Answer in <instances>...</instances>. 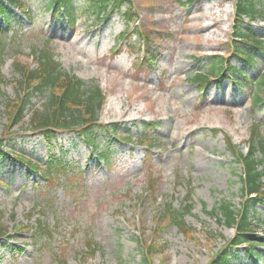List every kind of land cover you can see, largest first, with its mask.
Listing matches in <instances>:
<instances>
[{"label":"rangeland","instance_id":"374dc122","mask_svg":"<svg viewBox=\"0 0 264 264\" xmlns=\"http://www.w3.org/2000/svg\"><path fill=\"white\" fill-rule=\"evenodd\" d=\"M23 1L30 17L15 8L10 22L0 14V136L6 138L0 150V224L10 234L0 239V264H60L61 259L142 264L140 242L153 239L163 250L154 253L151 264H210L235 230L206 211L223 198L242 204V163L225 137L244 154L254 122L264 137V105L254 109L250 101L254 81L264 73V52H253L250 64L233 55L230 64L237 70L213 80L204 93L189 79L207 70L208 56L227 59L238 26L234 2L128 0L133 24L124 17L126 6L98 21L81 11L88 0H73L79 16L71 25L47 8L49 0ZM209 11L219 27L203 31L200 26L211 20L202 15ZM241 23L264 39V21ZM130 26L136 32L128 35ZM46 45L65 71L106 94L98 123L108 127L96 130L97 151L78 133L61 131L48 140L30 129L29 117L43 109L47 91L33 93L23 119L7 128L5 102L16 94L14 62L36 67L32 52ZM240 72L251 80L245 82ZM145 122L155 125L147 130ZM111 124H118L117 137L108 129ZM142 134L156 138L151 149L140 144ZM13 153L43 168L56 158L66 168L46 184ZM187 181L193 205L185 221L192 231L187 235L170 224L153 234L160 207L172 200L180 208ZM252 215L264 237V205H255ZM38 219L54 226L51 241L34 235ZM90 240L98 246L93 254H87ZM243 247L232 251V264L264 263V247H252L259 256L252 253L251 259Z\"/></svg>","mask_w":264,"mask_h":264},{"label":"trees","instance_id":"16d2710c","mask_svg":"<svg viewBox=\"0 0 264 264\" xmlns=\"http://www.w3.org/2000/svg\"><path fill=\"white\" fill-rule=\"evenodd\" d=\"M127 1L88 0L87 4L81 7V11L88 14V16L92 15L93 18L99 21L107 18L115 11H120L122 6H126V11H124L126 20L135 22L134 15ZM193 1L195 0H188L187 3H192ZM232 1L235 5L236 23H238L235 24L238 25V28L229 42L230 54L225 59V56L214 53L210 56L211 60L207 70L193 73L189 78L202 93L206 91L213 80L217 81L226 78V73L227 75L229 72V74H232L237 70L230 64L233 55L241 58L244 64H249L254 59L253 52H264V39L256 36L249 25H247L246 29L239 27L246 18L249 22L258 19L264 21L263 0ZM14 8L22 11L25 16L30 17V11L23 0H0V14L5 20H10L9 15ZM47 8L55 10L58 16L64 15L65 20L71 25L74 24L79 16L75 14L77 6L73 0H49ZM145 39H150V37L145 34ZM32 55L37 58L36 67L21 63L20 60L14 62V71L17 74L16 79H14L16 94L14 98L6 99L5 102L7 128L9 129L11 125H16L23 119L24 111L30 103L33 93L41 94L47 91L49 94L43 109H34L29 117L30 129L42 134L48 140L54 139L58 132L61 131L78 133L81 138L89 142L97 151L98 148L94 142L97 137L96 130L99 127H104L105 129L108 127V125L101 126L98 123V114L103 108L106 94L103 93L100 86L96 84L87 85L78 76L65 71L54 58L48 45L39 50H33ZM239 74L245 82L251 80L245 73L240 72ZM254 84L256 87L251 93L250 101L251 108L256 109L264 105V73L259 76L257 81H254ZM154 125V122H145L144 128L148 130ZM108 129L117 137L115 131L118 129V124H111ZM155 141L156 138L153 135L142 134L140 144H144L148 149H151ZM225 141L228 149L236 156V162L242 163V174L239 176L242 204L236 207L229 200L223 198L211 210L206 211V213L214 215L220 223L235 230L233 237L222 245L210 264H232L234 259L232 251L237 250L242 245H244L243 249L246 258L251 259L250 255L252 253L258 258L259 253L255 252L252 247H264V237L258 235V223L252 215L255 205H264V137L261 134L259 122L256 121L251 125L248 150L245 154L236 150V146L228 136L225 137ZM5 143L6 138L0 136V150L3 149ZM98 152L102 153L98 154L100 159H104L106 155L102 150ZM13 156L16 158V162L22 164L31 172L40 173L46 184H51L52 179L66 168L56 158H50L49 165L43 168L40 163L37 164L30 158H25L22 154L13 153ZM186 183L188 191L180 208H175L172 200L160 207L158 221L154 227L153 234L163 230L164 226L170 224H174L178 230L187 235L192 231L185 221V215L191 212L193 205L191 191L189 190L190 183L188 181ZM154 184L155 179L151 178L149 182L150 192L154 190ZM32 231L40 240L51 241L55 228L38 219L37 226L33 227ZM9 235L6 227L0 224V239L8 238L10 237ZM140 244L142 247V264H151L154 253L162 252L163 250V246H158L154 239L142 241ZM86 249L90 251L87 254H93L97 251L98 246L90 240L87 242ZM59 263L66 264L63 259L59 260ZM251 264L258 263L251 259Z\"/></svg>","mask_w":264,"mask_h":264},{"label":"bare ground","instance_id":"6f19581e","mask_svg":"<svg viewBox=\"0 0 264 264\" xmlns=\"http://www.w3.org/2000/svg\"><path fill=\"white\" fill-rule=\"evenodd\" d=\"M209 7H210L209 5L206 6V8H209ZM202 16H204V19H209V20H211L210 22H208V23H206V24L200 26L201 29H202L203 31H206V30H208V29H209V31H210L212 27H217V28L219 27V22H218L217 20H215L214 13H211V12L209 11L208 14H206V15H202ZM195 19H196V18H195Z\"/></svg>","mask_w":264,"mask_h":264}]
</instances>
